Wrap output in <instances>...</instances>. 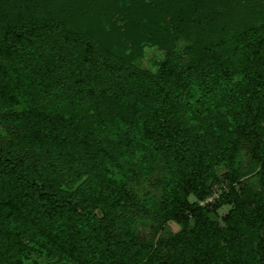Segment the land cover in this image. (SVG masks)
Wrapping results in <instances>:
<instances>
[{
	"label": "trees",
	"instance_id": "trees-1",
	"mask_svg": "<svg viewBox=\"0 0 264 264\" xmlns=\"http://www.w3.org/2000/svg\"><path fill=\"white\" fill-rule=\"evenodd\" d=\"M73 4L0 0V264H264V0Z\"/></svg>",
	"mask_w": 264,
	"mask_h": 264
},
{
	"label": "rangeland",
	"instance_id": "rangeland-1",
	"mask_svg": "<svg viewBox=\"0 0 264 264\" xmlns=\"http://www.w3.org/2000/svg\"><path fill=\"white\" fill-rule=\"evenodd\" d=\"M232 3L233 2H231V5H233ZM61 4H63L62 9L64 12H69V11L73 13H75V11L81 12V10L78 9V7L73 4V0H61ZM186 4H187V1L183 5H186ZM222 7L223 6H216V7L208 6L210 11L205 17L202 16L203 18L198 23H194L196 25H193L191 21L186 22L184 24L177 22V25L182 24L180 26L181 27L180 30H182L181 36L182 38H184V40L180 42L181 49L184 48L185 42L191 37V35L188 36L184 34V30L186 32L188 31L187 32L188 34L189 33L196 34L198 36L199 42L201 43L204 40L211 38L215 34L228 32L229 30H231L232 28L236 26H241L249 18L247 16L244 17V14L241 11L239 12L236 11L235 13H233V15H231L226 20L217 19L216 14L218 13L220 9H222ZM198 8H202V7L195 6V5L191 6V4L188 3L186 11H190V14H195ZM77 21H81V20H79L77 17ZM172 24L173 26H175V22H172ZM142 38H143V35L140 33L139 39H142ZM192 40L194 41L196 39H192ZM144 52H145L144 61L146 64L150 63L152 59L160 58L162 55V52L158 49L156 45H146L144 47ZM217 171L220 177H219V181L215 184L216 186L212 187V193L205 197H198L197 195L192 193L189 196L190 201L198 200L201 204L213 203L215 202L216 199L220 197L222 192L230 191L229 184H227V182L223 179L224 177L223 173L226 171V167L218 166ZM234 206L235 204L231 200L228 202H224V203L220 202V204L214 207V209L212 210L211 216L213 218H216L219 224L223 226L224 225L223 218L225 214H227ZM181 227L182 225L178 223L177 221L175 220L169 221L168 229H171L173 231H178Z\"/></svg>",
	"mask_w": 264,
	"mask_h": 264
}]
</instances>
